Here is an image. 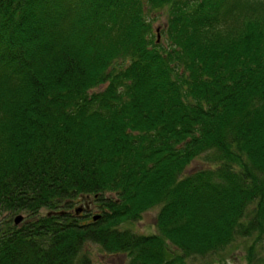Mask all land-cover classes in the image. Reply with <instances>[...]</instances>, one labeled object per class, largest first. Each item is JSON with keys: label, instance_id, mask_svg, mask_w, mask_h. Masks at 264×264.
Here are the masks:
<instances>
[{"label": "trees", "instance_id": "obj_1", "mask_svg": "<svg viewBox=\"0 0 264 264\" xmlns=\"http://www.w3.org/2000/svg\"><path fill=\"white\" fill-rule=\"evenodd\" d=\"M152 209L155 234L120 229ZM238 238L264 247V0H0V264Z\"/></svg>", "mask_w": 264, "mask_h": 264}, {"label": "rangeland", "instance_id": "obj_2", "mask_svg": "<svg viewBox=\"0 0 264 264\" xmlns=\"http://www.w3.org/2000/svg\"><path fill=\"white\" fill-rule=\"evenodd\" d=\"M251 1V0H249ZM148 18L152 24V31L154 36L158 38L159 43H163L162 30L166 24V15L163 11L156 14H149ZM158 28V32H156ZM208 168L207 162L204 158L194 160L185 170V175L196 170ZM97 208V206H96ZM156 209H152L144 213L139 221L124 223L120 229L130 230L133 233L141 235H152L156 233L155 215ZM44 213V212H42ZM73 213V210H72ZM100 212H96V214ZM24 217V215H22ZM16 215H14V218ZM25 218V217H24ZM24 218L16 226L24 221ZM80 223H85V220H80ZM255 244V245H254ZM254 245L253 249H250ZM170 250H174L171 244H168ZM82 257H85L88 264H123L126 261L124 256H109L104 253L96 244L88 243L84 246L82 252L76 259L74 264H80ZM264 259V247L253 241V238H238L236 241L227 245L222 251L214 254L197 257L186 260L187 264H261Z\"/></svg>", "mask_w": 264, "mask_h": 264}, {"label": "flooded vegetation", "instance_id": "obj_3", "mask_svg": "<svg viewBox=\"0 0 264 264\" xmlns=\"http://www.w3.org/2000/svg\"><path fill=\"white\" fill-rule=\"evenodd\" d=\"M80 205H81V208L83 209L82 212L85 211L86 212V214H85L86 216L90 215L91 207H92L91 206V202H85L84 201V202H81ZM81 213L79 212L78 215H81Z\"/></svg>", "mask_w": 264, "mask_h": 264}, {"label": "water", "instance_id": "obj_4", "mask_svg": "<svg viewBox=\"0 0 264 264\" xmlns=\"http://www.w3.org/2000/svg\"><path fill=\"white\" fill-rule=\"evenodd\" d=\"M157 31H158V29H157ZM80 211V209H77V213ZM20 221H22V217L21 216H16L15 218H14V224H18V223H20Z\"/></svg>", "mask_w": 264, "mask_h": 264}, {"label": "bare ground", "instance_id": "obj_5", "mask_svg": "<svg viewBox=\"0 0 264 264\" xmlns=\"http://www.w3.org/2000/svg\"><path fill=\"white\" fill-rule=\"evenodd\" d=\"M16 216H21L22 217V219L24 218L21 214H18V215H16Z\"/></svg>", "mask_w": 264, "mask_h": 264}]
</instances>
